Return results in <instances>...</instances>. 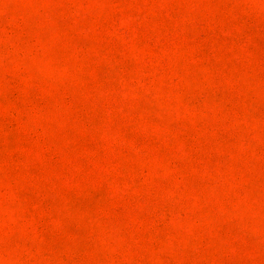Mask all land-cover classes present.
<instances>
[{
	"label": "rangeland",
	"instance_id": "rangeland-1",
	"mask_svg": "<svg viewBox=\"0 0 264 264\" xmlns=\"http://www.w3.org/2000/svg\"><path fill=\"white\" fill-rule=\"evenodd\" d=\"M0 264H264V0H0Z\"/></svg>",
	"mask_w": 264,
	"mask_h": 264
}]
</instances>
